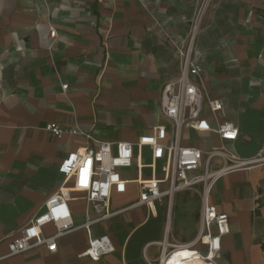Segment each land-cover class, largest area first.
<instances>
[{
    "label": "crops",
    "instance_id": "1",
    "mask_svg": "<svg viewBox=\"0 0 264 264\" xmlns=\"http://www.w3.org/2000/svg\"><path fill=\"white\" fill-rule=\"evenodd\" d=\"M202 0H0V258L9 242L63 186L64 156L88 145L83 136L56 138L49 121L95 131L112 142H136L168 124L161 90L178 77L181 58ZM50 25L58 32L49 37ZM208 95L224 103L218 121H232L239 138L228 147L250 157L264 142V0H211L194 44ZM63 84H68L66 90ZM207 117L215 125L212 114ZM182 142L207 150L218 134L185 129ZM145 148V161H150ZM162 167V161L159 162ZM148 169L145 172L148 173ZM136 168L123 171L133 179ZM71 182L63 188H69ZM177 192L152 210L131 208L92 226L116 250L100 260L80 256L88 233L0 259V264H151L168 241L184 244L198 234L194 213ZM84 193L71 190L76 224L85 222ZM139 198L135 182L115 193L112 208ZM211 202L230 218L218 264H264V165L238 169L214 184ZM95 215V214H94ZM51 234L53 225L45 228Z\"/></svg>",
    "mask_w": 264,
    "mask_h": 264
},
{
    "label": "built area",
    "instance_id": "2",
    "mask_svg": "<svg viewBox=\"0 0 264 264\" xmlns=\"http://www.w3.org/2000/svg\"><path fill=\"white\" fill-rule=\"evenodd\" d=\"M210 0H202L190 31L186 47L177 46L181 58L178 77L166 81L161 90V110L168 124L157 126L152 133L141 135L136 142H115L96 137L95 131L80 127H68L55 121L45 124L44 130L56 137L83 136L88 145L68 152L58 170L63 175V186L45 201V208L30 222L20 228L9 242V252L3 259L44 246L49 251L58 249L60 237L84 229L88 233L87 247L80 256L100 260L114 252L116 247L109 235L95 236L92 226L111 219L131 208L145 205L151 210L158 201H172L179 191L195 190L200 194V225L197 236L190 242L178 244L168 241V231L161 243L162 251L151 264H167L168 258L179 248H189L203 260L218 264L222 239L231 233L230 218L211 202L215 182L223 175L238 169L264 165V142L258 152L243 157L228 147L239 138V128L232 121H218L224 111L220 99L211 98L204 87L203 65L194 55V44L202 26V19ZM58 32L50 25L49 37L55 39ZM68 84H63L66 90ZM209 111L216 124L207 117ZM185 129L218 134L222 144L211 149H201L182 142ZM145 148L150 151V161H145ZM162 161V167L159 162ZM136 168V177L127 179L123 171ZM148 169V173L145 172ZM135 182L139 198L124 207L113 209L115 193H125L127 184ZM71 190L84 193L85 217L76 224L69 205ZM95 214V215H94ZM53 225L55 231L45 228Z\"/></svg>",
    "mask_w": 264,
    "mask_h": 264
},
{
    "label": "bare ground",
    "instance_id": "3",
    "mask_svg": "<svg viewBox=\"0 0 264 264\" xmlns=\"http://www.w3.org/2000/svg\"><path fill=\"white\" fill-rule=\"evenodd\" d=\"M167 264H213L198 257L189 248H179L168 258Z\"/></svg>",
    "mask_w": 264,
    "mask_h": 264
},
{
    "label": "rangeland",
    "instance_id": "4",
    "mask_svg": "<svg viewBox=\"0 0 264 264\" xmlns=\"http://www.w3.org/2000/svg\"><path fill=\"white\" fill-rule=\"evenodd\" d=\"M210 3H211V0L209 2V5H210ZM209 5H208V7H209ZM208 7H207L206 11L208 10ZM204 17H205V14H204ZM204 17L202 19V23H203ZM132 176L136 177V172L135 173L133 172ZM183 200H184V202L187 203V206L189 207V211H191V213H194V211H196V209L198 208V206L200 204V194L195 190H185V192L183 193L182 201ZM194 214H196V213H194Z\"/></svg>",
    "mask_w": 264,
    "mask_h": 264
}]
</instances>
